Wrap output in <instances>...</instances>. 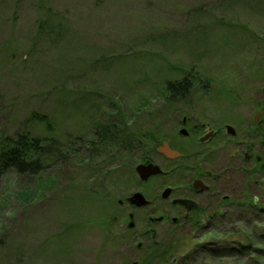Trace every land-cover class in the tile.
I'll use <instances>...</instances> for the list:
<instances>
[{"label":"rangeland","instance_id":"obj_1","mask_svg":"<svg viewBox=\"0 0 264 264\" xmlns=\"http://www.w3.org/2000/svg\"><path fill=\"white\" fill-rule=\"evenodd\" d=\"M194 63L209 88L228 79L232 94L264 73V0H0V139L25 130L51 139L40 174L0 175V264H133L137 240L118 228L116 202L135 191L130 169L82 143L121 119L116 129L136 142L159 141L168 85ZM106 181L117 186L110 197ZM252 218L219 230L234 233L231 246L201 248L223 233L188 231L150 264H264V215Z\"/></svg>","mask_w":264,"mask_h":264},{"label":"flooded vegetation","instance_id":"obj_2","mask_svg":"<svg viewBox=\"0 0 264 264\" xmlns=\"http://www.w3.org/2000/svg\"><path fill=\"white\" fill-rule=\"evenodd\" d=\"M200 70L196 63L180 67L175 82L167 84L174 104H163L166 119L159 141L146 135L121 147L82 143L107 145L108 163L130 169L129 186L135 191L116 202L118 228L126 226L137 240L136 251L130 248L127 256L135 258L133 264L157 260L188 231L223 233V240L196 243L201 248L227 245L232 233L219 230L247 228L249 216L256 221L264 215V73L232 94L228 79L209 88ZM139 165L159 171L142 179L136 172ZM105 184L110 197L117 186ZM135 195L143 200H133ZM139 211L143 216L137 227Z\"/></svg>","mask_w":264,"mask_h":264},{"label":"trees","instance_id":"obj_3","mask_svg":"<svg viewBox=\"0 0 264 264\" xmlns=\"http://www.w3.org/2000/svg\"><path fill=\"white\" fill-rule=\"evenodd\" d=\"M86 95L88 97L84 98V100L88 99L89 102L95 104L98 107H101L104 105V101L100 97L99 93L97 91H86ZM172 92V91H171ZM113 114L116 116H119L121 118V115L124 113V111L120 109H113ZM34 114H31L33 116ZM123 119H121L120 123ZM42 124H45L46 130L48 132H52V129L49 125V122L47 120H40ZM115 121H108L106 127L103 126H95L94 127V136L91 139H87L88 142H112L117 143L116 146H123L122 143H132L136 142L135 133L130 131V134L125 132H119L116 127L120 124ZM116 125V126H115ZM113 132V135L111 137V134ZM51 139H45L43 137H39L34 134V132L30 130L22 131L21 133H14L9 136L2 137L0 139V175L6 174L7 172H15L18 175H38L40 174L44 169V164L47 156L48 150L44 149L46 145H42V143L49 142ZM50 146V145H49ZM127 146V145H125ZM119 147V148H120ZM94 152L96 151L98 154H96L98 157L102 158L105 162L108 163L106 160L107 158V145H93ZM86 157L92 158L91 156L87 155ZM50 158L52 156L50 155ZM99 158V159H100ZM86 160V162L88 161ZM83 158L81 159V162H85ZM85 162V163H86ZM114 164V163H113ZM89 167L94 170L93 166L89 165ZM99 167H102L104 169L103 165H99ZM104 180V179H103ZM103 182V181H102ZM102 192L106 193L105 196H108V191L105 189H102ZM18 198H22L24 200H29L30 197L27 196V194H19L17 195ZM8 200L3 197V195L0 197V208L2 206H5L7 204ZM14 209H11V212H13ZM234 233H232L233 235ZM240 236V235H237ZM233 241H230L227 243V246H231ZM246 250H249L246 248ZM222 252V251H218ZM241 252H243L241 250Z\"/></svg>","mask_w":264,"mask_h":264},{"label":"water","instance_id":"obj_4","mask_svg":"<svg viewBox=\"0 0 264 264\" xmlns=\"http://www.w3.org/2000/svg\"><path fill=\"white\" fill-rule=\"evenodd\" d=\"M154 167V168H153ZM142 166V165H139L136 167V172L138 173V175L142 178V179H145L148 175H151L152 173L155 174L157 173L159 170H156L157 168L155 166ZM132 199H142L143 198L140 196V195H135L132 197ZM145 203V201H143ZM146 204V203H145ZM131 226V224L129 225Z\"/></svg>","mask_w":264,"mask_h":264}]
</instances>
